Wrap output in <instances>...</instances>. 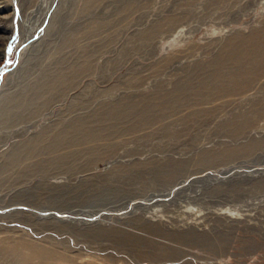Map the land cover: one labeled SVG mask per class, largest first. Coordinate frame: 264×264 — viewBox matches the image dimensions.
Returning a JSON list of instances; mask_svg holds the SVG:
<instances>
[{"label": "rangeland", "instance_id": "1", "mask_svg": "<svg viewBox=\"0 0 264 264\" xmlns=\"http://www.w3.org/2000/svg\"><path fill=\"white\" fill-rule=\"evenodd\" d=\"M0 264H264V0H0Z\"/></svg>", "mask_w": 264, "mask_h": 264}, {"label": "bare ground", "instance_id": "2", "mask_svg": "<svg viewBox=\"0 0 264 264\" xmlns=\"http://www.w3.org/2000/svg\"><path fill=\"white\" fill-rule=\"evenodd\" d=\"M3 37V36H2Z\"/></svg>", "mask_w": 264, "mask_h": 264}]
</instances>
